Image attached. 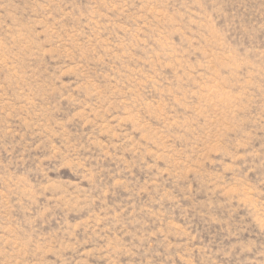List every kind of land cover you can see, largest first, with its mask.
<instances>
[{
	"label": "rangeland",
	"instance_id": "obj_1",
	"mask_svg": "<svg viewBox=\"0 0 264 264\" xmlns=\"http://www.w3.org/2000/svg\"><path fill=\"white\" fill-rule=\"evenodd\" d=\"M0 264H264V0H0Z\"/></svg>",
	"mask_w": 264,
	"mask_h": 264
}]
</instances>
